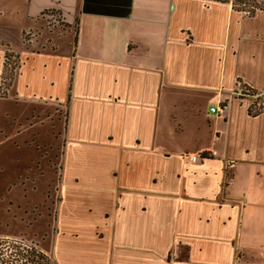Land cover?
<instances>
[{
    "label": "crops",
    "instance_id": "obj_1",
    "mask_svg": "<svg viewBox=\"0 0 264 264\" xmlns=\"http://www.w3.org/2000/svg\"><path fill=\"white\" fill-rule=\"evenodd\" d=\"M47 10L78 22L77 41L72 27L34 51ZM28 33H41L29 48ZM7 50L19 72L0 97V149L33 145L44 112L61 144L51 264H264V111L237 97L239 84L264 94V11L0 0V93ZM202 151L217 155L182 159ZM14 164L0 153L1 176Z\"/></svg>",
    "mask_w": 264,
    "mask_h": 264
},
{
    "label": "rangeland",
    "instance_id": "obj_2",
    "mask_svg": "<svg viewBox=\"0 0 264 264\" xmlns=\"http://www.w3.org/2000/svg\"><path fill=\"white\" fill-rule=\"evenodd\" d=\"M65 23L62 15L51 14L49 17H45V20L42 21L43 36H40L39 45L36 46L38 48L34 51H55L58 44L53 43V38L65 36L64 30H69ZM32 34L24 36V43L28 48L41 33ZM18 67H15L14 75H12L10 67L5 71L4 78L7 81L3 84V92L0 93V97L7 96L6 91L10 87L8 84H11L10 77L14 79L19 72ZM52 119L54 120L56 117H52ZM21 120L24 121V119ZM48 121L50 120L46 118L45 112L41 116L38 115V118H32L29 121V125L34 123L40 131V136L37 139L35 137L36 142L33 145L30 143L29 146H24V138L19 137L17 138L18 146L14 141L16 138L11 141V156L9 149H0L3 159L8 160L9 165H15V160L17 162L16 172L15 170L9 171L7 178L5 175H2L3 177L0 175V237L23 239L26 243L37 246L45 253H48L50 248L51 233L55 224L58 203L56 170L58 159L56 158L60 156L61 151L57 130L46 126ZM24 123H28L26 119ZM21 153L26 154L27 159H20Z\"/></svg>",
    "mask_w": 264,
    "mask_h": 264
},
{
    "label": "trees",
    "instance_id": "obj_3",
    "mask_svg": "<svg viewBox=\"0 0 264 264\" xmlns=\"http://www.w3.org/2000/svg\"><path fill=\"white\" fill-rule=\"evenodd\" d=\"M215 1L225 4H232L233 9L238 10L248 16H253L259 11H264V0H207ZM53 15H61L56 10L45 11L41 18ZM67 29L64 30L65 36L71 33L72 27L76 34L75 41L79 34L78 22L74 26L65 23ZM26 35V34H25ZM24 35V36H25ZM5 71L10 67V71H14L18 65L19 58L15 53L7 50L5 53ZM14 59V61H13ZM14 65L12 66V64ZM6 78H4L5 80ZM7 81V79H6ZM5 84V83H4ZM10 85V84H8ZM0 264H51L49 256H47L41 249L32 244L26 243L23 239H8L0 237Z\"/></svg>",
    "mask_w": 264,
    "mask_h": 264
},
{
    "label": "built area",
    "instance_id": "obj_4",
    "mask_svg": "<svg viewBox=\"0 0 264 264\" xmlns=\"http://www.w3.org/2000/svg\"><path fill=\"white\" fill-rule=\"evenodd\" d=\"M31 34V33H28ZM6 82V79L4 80ZM237 97L239 98H252V103L249 107V112L252 115H257L264 111V94H254L251 89L248 87H245L242 84H239L237 89ZM211 112L216 114L217 116H221L224 113V108L220 106L212 107ZM217 155V152L215 151H202L199 153L194 154H183L182 159L191 163L195 164L199 161H206L207 159H210L211 157H215Z\"/></svg>",
    "mask_w": 264,
    "mask_h": 264
}]
</instances>
